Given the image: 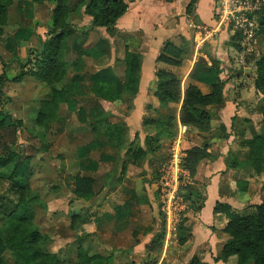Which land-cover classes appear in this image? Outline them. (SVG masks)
<instances>
[{
    "label": "crops",
    "instance_id": "crops-1",
    "mask_svg": "<svg viewBox=\"0 0 264 264\" xmlns=\"http://www.w3.org/2000/svg\"><path fill=\"white\" fill-rule=\"evenodd\" d=\"M123 1L127 5L126 13L116 21L111 30L88 29L90 23L89 20L87 21L83 29L87 37L82 47L95 49L100 56L82 57L84 69L81 72H68L59 82H56L59 87L54 89H59L73 80L76 85V96L69 104L61 106L57 119L45 130L47 135L49 129L59 123L61 113L68 111L75 115L77 123L85 132L84 142L76 149L77 172L72 177L71 190L74 194L75 180L78 176L92 178L94 202L84 206L79 204L85 202H79L75 207L69 206L66 210L65 207L63 208V212L73 219L88 217V222L81 224L85 227V234L75 247L72 256L76 259L78 249L82 248L108 257L107 264H189L195 257L202 264H223L220 261L216 262L215 259L228 240V235L224 232L228 219L223 213L214 212L215 205L224 204L229 206L231 212L248 216L254 213V206L261 203L264 173L256 175L239 169L234 170L229 167V163L235 157H245L247 148L244 147L243 142L260 133L264 116L257 111V107L262 103L263 96L254 88L255 76L249 79L240 75L235 81L227 83L223 75H216L210 71L207 66H210V63L204 56L196 61H187L184 58L179 67L158 63L156 59L167 42L176 45H182L185 42L187 49L189 48V38L187 33H184L185 28L182 24L184 19L182 17L175 19L176 15L178 16L177 13L181 14L179 10L178 12L174 10L175 2L173 0V2ZM203 1L198 0L196 3L195 10L199 15L201 13L205 15L206 11L212 7V0H209L208 8H202ZM45 3L47 2L42 5ZM28 5L36 4L29 0ZM80 13L82 14V10ZM27 15L30 17L29 14ZM24 16L19 15L21 20ZM5 27L6 25L0 36V45ZM31 33L29 28L19 27L10 38L6 39V43L14 46L19 37L23 41L27 38L28 42L32 37ZM50 37L52 36L49 35L48 27L44 41ZM80 37V33H75L67 40L65 54L67 51L68 54L74 51V57L69 61L65 57L66 62H72L75 59L76 45ZM40 41L42 40H37V46L33 50L34 56L27 57L25 63L18 60L20 69L15 76L9 78L5 74L7 81L19 85L27 78L38 80L35 77L26 76L17 83L13 82L23 69L21 66L28 60H33L39 52ZM23 44L26 45V41ZM125 49L141 57L138 91L135 95L122 91L124 67L121 58ZM29 68L30 66H27L23 70ZM157 70L168 71L175 76L179 82L181 96L188 87H194L203 95H208L212 91L213 84L223 82L222 103L205 108L210 118L209 130L199 133L196 129H189L182 138L183 150L201 147L203 143H206L205 152L209 155L197 161L191 172L192 186L190 187L194 193L193 204L188 209L183 222L182 244L176 243L178 234L177 236L175 234V237L172 236L177 240L175 243L167 239L171 235L165 230L164 220L161 221L159 218L155 201L158 169L166 162L168 157L166 152L182 125L180 123L181 103L163 107L153 95L158 83ZM95 81L114 83L118 100L106 102L96 99L90 93V86ZM234 82L240 83L239 87L234 88ZM229 87L233 90H229L228 95L226 91ZM227 95L228 98H225L224 96L227 97ZM3 99H6L5 93ZM41 100L37 102V109L34 112L39 110ZM110 115L113 116L110 117ZM161 118L174 120L175 137L173 140L162 139L150 143L143 122L157 121ZM22 119L13 120L22 122ZM100 120L109 124L126 126L127 135L123 145L105 142L95 137L89 126ZM47 143L50 145L51 142ZM147 148H151L152 152L143 161L128 163L124 175H121V163L125 160L126 153L133 149L146 151ZM33 162L36 166L37 159ZM33 162L31 157V168ZM237 182H245V190L240 191L236 185ZM1 184L7 185V193L3 195L7 197L8 202H0V209L7 212L12 209L11 203L15 204L18 197L11 182L0 181ZM255 196H258L257 201L254 200ZM4 203H6L5 206ZM89 211L96 214L87 215ZM156 240L160 242V246H157ZM163 240L164 244H161ZM181 254L187 257L185 261L179 260Z\"/></svg>",
    "mask_w": 264,
    "mask_h": 264
},
{
    "label": "trees",
    "instance_id": "trees-1",
    "mask_svg": "<svg viewBox=\"0 0 264 264\" xmlns=\"http://www.w3.org/2000/svg\"><path fill=\"white\" fill-rule=\"evenodd\" d=\"M133 0H129L132 2ZM171 2V0H164ZM33 4L44 2L55 6L53 17L49 25L50 37L46 41H40V50L33 60H28L21 68L18 76L13 79L17 83L23 77H35L41 82L49 80L59 82L68 72H81L84 69L82 57L97 58L100 53L92 48H83L87 33L84 30L72 27L68 24L69 0H31ZM13 0H0V36L5 26L7 9L12 5ZM194 5L192 0L188 9ZM79 9L82 15L89 20L91 28H104L111 30L116 21L122 17L127 10V5L123 0H79ZM2 18V19H1ZM80 32L81 37L76 45V57L72 62L63 60L67 50V40L75 33ZM234 47V46H233ZM185 42L176 45L167 42L162 53L157 57L158 63L179 67L187 54ZM141 57L130 53L127 49L123 52L121 62L124 67L122 77V91L129 95H135L138 91L139 73ZM0 65H4L0 55ZM256 77L254 78V88L263 96L262 103L257 107V111L264 116V55H259L254 59ZM158 83L154 91V97L163 107L178 105L181 103L180 123L189 129H196L199 133H205L210 127V118L205 112V108L210 105H219L223 101V82L219 81L212 86V91L208 95H203L198 89L188 87L183 96L179 91V82L175 76L164 70L156 71ZM6 81L5 72L0 74V181L11 182L17 194V202L11 203L12 209L5 212L0 209V264H9L3 260V255L8 254L11 259L10 264H55L57 262L56 253L48 249L50 238L43 234L34 222V197L30 196V178L32 168L31 157L23 156L21 153L11 148L13 140L6 144L3 142L4 135L15 133L16 129L22 126L21 122L15 121L4 112L1 101L4 100L3 84ZM48 83V82H47ZM90 93L96 98L106 102H116L118 92L116 85L107 81H95L90 86ZM76 96V85L73 80L62 85L59 89L51 88L48 94L41 100L40 108L36 112L32 121L36 127L35 134L28 130L30 137L39 142L45 141L46 127L54 122L62 105L69 104ZM5 101V100H4ZM144 129L148 132L149 142H157L162 139L173 140L175 137L172 118H161L157 121L143 122ZM90 131L96 138L105 141L124 144L127 135V128L124 124H109L103 120L94 122L89 126ZM223 128V127H222ZM8 136V135H7ZM207 147L203 143L201 147H192L183 150L184 158L182 165L192 176L194 164L200 159L209 157L205 152ZM244 147L247 154L243 158H233L229 167L245 172L261 175L264 173V119L260 133L252 139L246 140ZM40 148V147H39ZM46 152V147H41ZM151 148L147 150L133 149L126 153L125 160L121 163L120 174L124 175L128 163L143 161ZM240 191L245 190V182H237ZM94 180L89 177H77L75 180L74 195L82 201H90L94 197ZM183 196L188 202V209L192 206L194 193L191 187L184 189ZM214 212L223 213L228 219L224 232L228 235L220 255L215 259L223 264H264V186L262 187L261 203L254 206V213L248 216H241L231 212L229 206L217 203ZM88 222V217L80 218L83 225ZM183 222L178 228V243L182 244ZM46 249L45 252H43ZM108 257L94 254L88 250L79 248L74 264H107ZM189 264H202L196 257Z\"/></svg>",
    "mask_w": 264,
    "mask_h": 264
},
{
    "label": "rangeland",
    "instance_id": "rangeland-1",
    "mask_svg": "<svg viewBox=\"0 0 264 264\" xmlns=\"http://www.w3.org/2000/svg\"><path fill=\"white\" fill-rule=\"evenodd\" d=\"M173 1L176 5L174 10L177 12L179 10L181 13H177L178 16L176 15L175 19L178 17L184 19L182 22L185 28L184 33H187L189 38V50H187V56L184 57L185 60L196 61L204 56L205 60L210 63V66L207 65L210 71L216 75H223L227 83L235 81L240 75L249 79L256 77L254 59L259 55H264V0H212V7L206 11L205 15L202 13L199 15L195 10L198 0H193L194 5L190 9L188 5L192 0ZM28 2L29 0H15L7 9L6 27L0 45V55L4 63L0 65V74L5 72L9 78L18 73L20 69L18 60L25 63L27 57L34 56L33 50L37 46V40L46 39V31L53 17L54 5L45 3L29 6ZM208 3L209 0H204L201 7L208 8ZM68 4L66 20L68 24L79 30L85 29L88 20L80 13L82 9H79V0H69ZM19 15L24 18L21 20ZM19 27L29 28L32 31L31 39L29 38L28 42L27 38L24 39L26 45L23 44L21 37L17 39L14 46L6 43V39L10 38ZM65 57L69 61L74 57V51L71 54L67 51L63 60ZM47 82L27 78L16 85L6 80L3 85L6 99L1 101V106L4 112L10 114L13 119L18 120L22 117L23 119L21 128L16 129L12 136L11 133H8V136L4 135L3 142L9 144L13 140L12 149L23 156H31L32 162L37 159L36 166L33 162L30 178L31 192H29L30 196L34 197V221L41 232L50 238L47 246L51 252L56 253L57 262L55 264H71L76 262L72 256L73 251L85 234V227L81 225L80 218L68 217L63 212V208L65 207L66 210V207H75L79 202H85L79 204L84 206L94 202V199L87 202L82 201L77 199L71 190L72 177L77 172L76 149L84 142L85 137L83 127L77 123L73 113L68 111L61 113L59 123L49 129L44 143L30 137L28 130H31L32 134L36 131L32 119L36 115L34 111L37 109V102L43 99L51 88L59 87V84L52 80ZM239 84L234 82V88L239 87ZM229 90L233 88L229 87L226 91L228 95ZM228 95L224 97L228 98ZM180 134L178 131L177 135ZM47 139L51 142L50 145ZM41 147H46L47 151L43 152L40 150ZM170 148L171 145L166 156H169ZM183 148L181 140L182 151ZM6 190L7 185L1 184L0 202H8L7 197L3 195L7 193ZM258 196L254 197L255 201L258 200ZM155 201L157 202L156 198ZM94 213L96 214V212L89 211L86 214L93 215ZM159 218L161 221L164 220L160 213ZM179 227L178 225L173 232H169L171 236L167 239L175 243L177 240L173 237L177 236ZM155 243L160 246L158 240ZM162 243L164 244V240ZM176 243L178 244V241ZM43 250L45 252L46 249ZM2 258L5 262L11 263L8 255L4 254ZM186 258L184 254H181L179 260L182 262Z\"/></svg>",
    "mask_w": 264,
    "mask_h": 264
},
{
    "label": "built area",
    "instance_id": "built-area-1",
    "mask_svg": "<svg viewBox=\"0 0 264 264\" xmlns=\"http://www.w3.org/2000/svg\"><path fill=\"white\" fill-rule=\"evenodd\" d=\"M187 130V126H180L181 134L173 140L169 156L158 169L155 181L157 206L167 232H173L180 225L189 206L183 191L192 186V176L182 165L184 153L181 149V140Z\"/></svg>",
    "mask_w": 264,
    "mask_h": 264
}]
</instances>
